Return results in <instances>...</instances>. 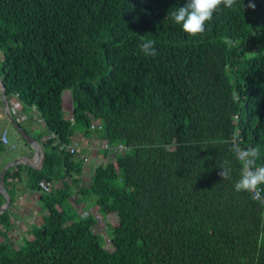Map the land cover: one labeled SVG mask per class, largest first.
<instances>
[{
	"label": "trees",
	"instance_id": "16d2710c",
	"mask_svg": "<svg viewBox=\"0 0 264 264\" xmlns=\"http://www.w3.org/2000/svg\"><path fill=\"white\" fill-rule=\"evenodd\" d=\"M185 3L0 0L7 99L34 107L49 134L42 168L10 167L3 185L12 198L25 171L50 215L14 245L1 213L0 264H264V206L234 189L235 144L258 148L264 165V0L221 6L194 37L170 18ZM149 39L155 56L139 50ZM76 130L124 146L112 158L101 147L88 187L84 162L66 148ZM225 160L229 180L218 174ZM75 193L115 217L108 243L95 215L70 203Z\"/></svg>",
	"mask_w": 264,
	"mask_h": 264
},
{
	"label": "crops",
	"instance_id": "0c3cea01",
	"mask_svg": "<svg viewBox=\"0 0 264 264\" xmlns=\"http://www.w3.org/2000/svg\"><path fill=\"white\" fill-rule=\"evenodd\" d=\"M67 94H69V92H67ZM63 104L65 111L66 109L68 110L65 105L64 98ZM70 108L72 110L71 100ZM8 110L10 114L18 120L23 128L28 130V133L36 140L38 147L43 151V141L49 134H46L44 123L40 119L34 107L29 106L25 109L21 104V109L19 110L11 109L10 107ZM65 114L67 118L72 117V111L69 113L65 112ZM9 123L6 109L0 95V133L4 129L9 131ZM38 136H41V138H38ZM20 142V144L16 141L11 143V145L7 144L0 147V172L5 167H8L7 169H9L10 167L16 165H25L33 170H38L40 165V157L38 153L23 140ZM75 142L88 156V160L84 162L82 166L81 174L78 175L80 186L88 187L90 184V173L92 172V166H89V164H91V161L94 163L101 161L102 154L100 150L102 149V144L105 141L98 138V136L94 133L85 134L82 131L76 130L71 137V143ZM5 146H7V149H5ZM23 161L29 163V165L25 164ZM53 185L59 187L62 185V181L55 180ZM12 190L13 196L11 198L4 188V194L10 199V206L7 209V212L10 214L11 228L7 231V235L14 245H19L25 240H30L35 237L43 223L50 218V215L40 200V191L32 190L27 186V174L25 171L22 172L20 180H18ZM1 198V205H3L5 201L2 195ZM70 203L80 213L85 212L90 207H93L94 210L97 209L94 201H82L76 193L71 196ZM2 240L3 238L0 235V242Z\"/></svg>",
	"mask_w": 264,
	"mask_h": 264
},
{
	"label": "clouds",
	"instance_id": "9594fccd",
	"mask_svg": "<svg viewBox=\"0 0 264 264\" xmlns=\"http://www.w3.org/2000/svg\"><path fill=\"white\" fill-rule=\"evenodd\" d=\"M242 3L245 7L244 0ZM221 6L232 9L237 6V0H186L183 6L171 11L170 18L175 24L180 25L186 34L194 37L205 32V25L213 19ZM247 7L254 9L255 4L249 2ZM154 45L155 41L149 39L142 40L138 47L145 56H155L157 53ZM234 153L242 166L240 177L234 184L235 191H256L264 185V165H257L260 150L256 147L243 149L237 146ZM219 168L221 171L218 174L223 180L231 179L232 169L229 161L225 160Z\"/></svg>",
	"mask_w": 264,
	"mask_h": 264
},
{
	"label": "built area",
	"instance_id": "2783aa9c",
	"mask_svg": "<svg viewBox=\"0 0 264 264\" xmlns=\"http://www.w3.org/2000/svg\"><path fill=\"white\" fill-rule=\"evenodd\" d=\"M7 102H8V106L11 109H15V110L21 109V101L18 97V94L12 95L10 99H7ZM70 119H72V117ZM8 135H9V133H8L7 129H4L1 131V133H0V145L4 146V145L9 144V136ZM237 146L238 145L235 144V149L237 148ZM66 148L69 150V152L76 154L83 162H86L88 160L87 155L83 152V150L81 148H79V146L76 142L66 145ZM102 148L109 150L110 153H112V152L116 153V152H120V151L124 150V146H122V145L110 146L107 142H104L102 144ZM239 148H241V147H239ZM40 186L42 189L47 190V191L50 189V184L47 181H42L40 183ZM250 193H251V196L253 199L259 201L264 206V193H263V189L261 186L256 191L250 192Z\"/></svg>",
	"mask_w": 264,
	"mask_h": 264
},
{
	"label": "water",
	"instance_id": "95a60500",
	"mask_svg": "<svg viewBox=\"0 0 264 264\" xmlns=\"http://www.w3.org/2000/svg\"><path fill=\"white\" fill-rule=\"evenodd\" d=\"M0 95L3 101V105L6 109L7 119L9 122L13 125L15 131L17 132L18 136L30 147H32L35 152L38 153L40 157V165L38 169L42 168L43 162H44V152L41 150V148L38 147V144L36 140L23 128V126L18 122V120L10 114L9 112V106L7 102V96L5 93V86L2 82V79L0 78ZM15 162V161H14ZM25 164L29 165V163L23 161ZM8 167H5L0 172V194L3 196L4 204L0 206V213H4L7 211V209L10 206V199L7 195L4 194V185H3V175Z\"/></svg>",
	"mask_w": 264,
	"mask_h": 264
},
{
	"label": "rangeland",
	"instance_id": "374dc122",
	"mask_svg": "<svg viewBox=\"0 0 264 264\" xmlns=\"http://www.w3.org/2000/svg\"><path fill=\"white\" fill-rule=\"evenodd\" d=\"M64 101H65V105L68 108V110L66 109L65 112H68V113L71 112L72 110L70 108V97L68 96L67 92H64ZM8 130H9L8 133H9V139H10L9 145H11V143H14L16 141L18 142V144H20L21 143L20 141H22V139L18 136L17 132L15 131V129L11 123L8 124ZM5 149H7V146H5ZM112 155H114V153L109 154L110 157ZM89 166H93V163L89 164ZM90 212H92L95 215V217L97 218V221H98L97 224L95 225V231L99 232L103 238V241L108 243L109 234L107 232V228H108L107 225L112 224V226H117L115 217L111 214L106 215V216H102L99 213V209L97 208L96 210H94L93 207H90L89 209H87L85 212H82L81 214H87ZM118 227H120V226H118Z\"/></svg>",
	"mask_w": 264,
	"mask_h": 264
}]
</instances>
